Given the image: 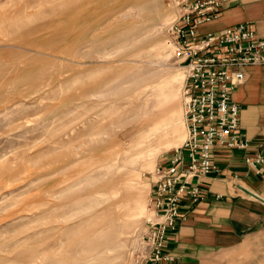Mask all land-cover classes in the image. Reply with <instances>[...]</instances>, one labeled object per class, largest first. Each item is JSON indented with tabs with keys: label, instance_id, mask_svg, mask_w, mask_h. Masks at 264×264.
<instances>
[{
	"label": "rangeland",
	"instance_id": "374dc122",
	"mask_svg": "<svg viewBox=\"0 0 264 264\" xmlns=\"http://www.w3.org/2000/svg\"><path fill=\"white\" fill-rule=\"evenodd\" d=\"M57 1L0 0V18L11 15L0 21V264H21L14 259L28 250L41 255V264H65L48 255H70L99 229L105 233L96 239L104 247L85 264H132V249L151 217L147 208L151 174L187 136L182 108L185 71L165 44L166 28L178 9L174 0L160 2L161 21L170 16L167 9L174 17L157 33L166 48L156 55L149 49L141 52L136 45L116 49L107 42L99 49L54 36V29L45 27L61 19V30H71L72 37L79 34L64 19L71 7L54 10ZM89 11L101 15L100 8L95 12L92 6ZM27 58L43 62L31 65ZM28 70L32 74L23 80ZM169 73L182 78L177 82L178 97L169 106H176L175 115L156 107L159 94L151 91L152 84L162 83ZM138 75L146 77L148 86L137 94L142 98L135 94L141 86L131 90ZM16 77L20 81L9 86ZM123 115L127 120L122 125ZM110 138L112 142L106 143ZM108 148L118 152L109 155ZM142 150L146 156L137 168L139 175L124 174L118 180L120 172L128 171L126 162L130 167ZM95 155L90 162L89 156ZM114 159L117 166L107 167ZM92 173L106 179L101 186L106 195H98L99 185L88 181ZM138 192L146 212L123 229L119 218L127 207L124 199ZM108 209L112 227L106 219ZM60 242L61 248L55 249ZM231 264H264V234L246 244Z\"/></svg>",
	"mask_w": 264,
	"mask_h": 264
},
{
	"label": "built area",
	"instance_id": "2783aa9c",
	"mask_svg": "<svg viewBox=\"0 0 264 264\" xmlns=\"http://www.w3.org/2000/svg\"><path fill=\"white\" fill-rule=\"evenodd\" d=\"M232 1L174 0L178 15L166 28V43L185 71L182 108L187 136L151 174V217L132 249V264L173 260L167 244L185 208L207 197L206 179L219 170L216 151L250 146L233 92L246 79L248 66L264 65V36L250 21L204 30ZM245 160L251 168L263 170L262 153Z\"/></svg>",
	"mask_w": 264,
	"mask_h": 264
},
{
	"label": "crops",
	"instance_id": "0c3cea01",
	"mask_svg": "<svg viewBox=\"0 0 264 264\" xmlns=\"http://www.w3.org/2000/svg\"><path fill=\"white\" fill-rule=\"evenodd\" d=\"M244 21L253 22L259 35L264 36V0H233L204 30ZM245 71L246 79L233 92V99L240 105L241 127L250 146L246 150L216 151L219 170L206 179L207 197L185 208L167 244L174 258L157 264H231L246 244L264 234V166L258 171L245 160L247 155H264V65H251ZM175 107L167 108V113L175 115ZM165 115L160 117V124ZM145 156L143 150L137 152L128 168L132 174L139 175L137 168ZM139 195L130 193L124 199L126 208L131 207V201H138Z\"/></svg>",
	"mask_w": 264,
	"mask_h": 264
},
{
	"label": "bare ground",
	"instance_id": "6f19581e",
	"mask_svg": "<svg viewBox=\"0 0 264 264\" xmlns=\"http://www.w3.org/2000/svg\"><path fill=\"white\" fill-rule=\"evenodd\" d=\"M160 2L161 0H58L57 2H55L56 7L54 8V10H59L62 7L69 5V7L71 8L64 14L65 17L64 19H66L65 21L67 23L74 24L76 26V30L79 29V34L77 36L72 37L71 30H67V31L61 30L59 26L63 23L62 19L59 20V22L57 23L55 22L51 23L50 25L46 26L45 29H48V31L54 29V34H53L54 36H61V38H63L64 40H71L77 45L82 44L81 47L84 45V46H90L91 48L93 47L99 48L106 46L107 42H110L114 44L116 49L122 48L124 46L136 45V47L141 48L140 49L141 52L145 51L146 49H149L150 51L155 52V54L157 55L160 49H162L163 47L166 48V46L163 44V41L157 36V33H159L161 29L160 27H162V25L171 23L174 17L173 12L170 9H167L170 16L168 15L169 17H166L165 19L166 21L165 20L164 22L161 21L162 7ZM92 6L93 8H95V12L97 9L100 8L101 15H99V13L98 15H91V12L89 10L92 9ZM103 8H105L104 12H102ZM10 16L7 15L2 16L0 18V21L9 20ZM10 21H13V18H11ZM82 28H84V30L81 32L80 29ZM50 32L52 33L53 31ZM51 33L49 35H46L44 38L49 37ZM32 43L33 45L37 44L35 42ZM161 55L163 56V54ZM168 55L166 54L164 56H168ZM101 56H103V54ZM42 62H43L42 60L36 58H27V63H30L31 65L39 64ZM150 72L153 73L154 71L152 70L149 71L148 72L149 75L151 74ZM31 74H32L31 70H28V72L26 71L23 80H28ZM144 75L137 76L135 86H133L131 89L132 91L135 92L136 89H138L137 86H141L140 87L141 89H139V91H136L135 93L136 95L140 93L142 89L147 90L148 88V86L144 84L146 78ZM155 75H157V73H155ZM178 79L179 81H181L182 78L180 79L177 73H169L168 76H165V79L162 83H159L157 85L152 84L155 85V87L151 91L154 93L157 92L159 94L157 100L155 101L156 107L168 108L171 104L175 103L179 93L178 91L179 86L177 85V82H179ZM19 81L20 79L16 77V79L14 80L12 79L9 81V86L10 84L11 85H13L14 83L16 84ZM137 98H142V96L139 94L137 95ZM126 120L127 117L123 115L121 120L122 125L125 123ZM111 139L113 138L107 139L106 143H111L112 142ZM107 152L109 155H116L118 151H116L115 149L108 148ZM96 157H97L96 155L89 156L90 162H93ZM116 166L117 164L115 162V159L107 164V167H116ZM128 167H129L128 162H126L124 170H127ZM124 174L131 175L132 172L131 170H128L127 172L125 171L120 172L117 179L118 180L121 179ZM87 179L92 183V186L94 185L93 182H95L96 185H99L100 193H98V195H103V196L106 195L104 194V191L101 189V186L104 185L106 182L105 178H100V176L97 177L95 173H92L89 174ZM135 186L136 185L132 187ZM139 197L140 198L138 201L136 200L131 201L130 203L131 207L124 209L122 215H120L119 220L121 221V225L123 229L131 228L135 223H137L138 219H140L141 215L144 213L145 210H143L141 204V200L143 197L141 192ZM123 206H125L124 201H123ZM106 213H108L110 216L109 218L108 215L106 214V219L109 221L112 227L114 224V220L111 217V212L109 211V209L106 211ZM101 233H105V230L99 229L96 231L94 236L81 240L78 243V246L73 248L70 255L66 256V255L49 254L48 256H50V258L52 259H56L60 262H64L65 264H85L87 261L98 256L101 250L103 249L104 244L100 242V240L96 239L97 236L103 235ZM61 244L62 242H60L58 246H55V249H60ZM89 252H94L91 257H87V254ZM14 260H17L15 262H19L21 264L42 263L41 255L32 253L29 250L25 251L20 257Z\"/></svg>",
	"mask_w": 264,
	"mask_h": 264
}]
</instances>
